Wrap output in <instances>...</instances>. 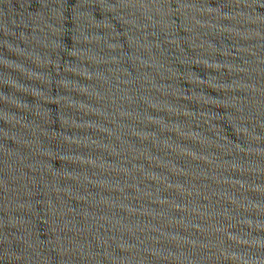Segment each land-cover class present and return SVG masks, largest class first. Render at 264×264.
<instances>
[{
	"label": "water",
	"instance_id": "95a60500",
	"mask_svg": "<svg viewBox=\"0 0 264 264\" xmlns=\"http://www.w3.org/2000/svg\"><path fill=\"white\" fill-rule=\"evenodd\" d=\"M0 264H264V0H0Z\"/></svg>",
	"mask_w": 264,
	"mask_h": 264
}]
</instances>
